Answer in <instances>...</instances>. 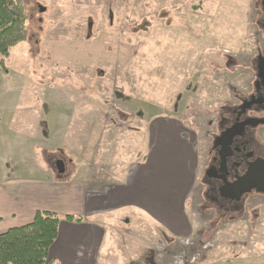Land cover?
I'll use <instances>...</instances> for the list:
<instances>
[{
	"label": "rangeland",
	"instance_id": "obj_1",
	"mask_svg": "<svg viewBox=\"0 0 264 264\" xmlns=\"http://www.w3.org/2000/svg\"><path fill=\"white\" fill-rule=\"evenodd\" d=\"M24 1L27 39L10 49L0 67V182L12 177L19 186L47 178L64 188L80 169L92 186L111 185L133 162L146 160L150 115L175 113L197 162L183 211L190 232L174 236L160 223L153 231L150 217L125 210L124 218H113L114 238L121 242L110 245V263L264 264V193L227 202L204 175L211 137L225 124L223 105L247 89L256 46H264L256 23L260 0H241L248 13L236 51L208 48L196 62L174 53L176 70L148 63V54L159 50L153 49V33L162 23L178 25L189 10L209 11L213 2ZM159 97L167 100L165 108L153 102ZM58 158L62 174L55 168Z\"/></svg>",
	"mask_w": 264,
	"mask_h": 264
},
{
	"label": "crops",
	"instance_id": "obj_2",
	"mask_svg": "<svg viewBox=\"0 0 264 264\" xmlns=\"http://www.w3.org/2000/svg\"><path fill=\"white\" fill-rule=\"evenodd\" d=\"M207 1L213 2L209 11L192 9L178 25L162 23L156 27L153 49L159 50L155 56L148 54L151 67L164 65L174 69V53L190 54L196 62L208 48L232 50L241 46L248 7L240 9L241 0ZM153 102L167 106L163 97ZM149 118L152 120L147 127L150 139L146 160L133 162V167L111 185L92 186L78 174L80 169L76 172L78 178L64 188V184L56 182L50 185L47 178L19 186L12 177L0 182V233L30 223L36 211L55 213L60 222L49 248L48 264H111L110 245L121 242L114 238L113 218L118 213V218H124L125 210L134 218L136 213L146 214L153 231L160 223L174 236H187L190 224L183 211L194 185L197 162L193 159V142H189L192 139L187 137L186 126L175 113L152 114ZM39 124L41 130L46 129L44 123ZM65 216L73 219L66 220ZM180 228L185 232L182 235L177 234ZM137 231L140 232L138 227ZM140 253L131 259H137Z\"/></svg>",
	"mask_w": 264,
	"mask_h": 264
},
{
	"label": "flooded vegetation",
	"instance_id": "obj_3",
	"mask_svg": "<svg viewBox=\"0 0 264 264\" xmlns=\"http://www.w3.org/2000/svg\"><path fill=\"white\" fill-rule=\"evenodd\" d=\"M109 15L112 16L111 11ZM263 19L264 11L260 4L259 19L256 23L264 37ZM256 47L257 52L255 51V55L251 57L252 80L246 90L237 92L233 96L234 101L223 105L220 123L225 124L222 127L219 124L216 128L217 132L211 137L208 160L204 168V175L212 189H216L219 199L221 196L227 202L241 201L246 193L240 200L223 197L220 194V187L224 182H233L246 171L248 165L256 160H264V46ZM241 123L243 124L241 133L231 136L229 142L224 138L216 144V138L223 131L233 124ZM252 191L255 190L248 193Z\"/></svg>",
	"mask_w": 264,
	"mask_h": 264
},
{
	"label": "trees",
	"instance_id": "obj_4",
	"mask_svg": "<svg viewBox=\"0 0 264 264\" xmlns=\"http://www.w3.org/2000/svg\"><path fill=\"white\" fill-rule=\"evenodd\" d=\"M27 19L24 0H0V67L10 49L27 39ZM59 222L55 213L36 211L30 223L0 233V264H48Z\"/></svg>",
	"mask_w": 264,
	"mask_h": 264
},
{
	"label": "water",
	"instance_id": "obj_5",
	"mask_svg": "<svg viewBox=\"0 0 264 264\" xmlns=\"http://www.w3.org/2000/svg\"><path fill=\"white\" fill-rule=\"evenodd\" d=\"M260 4L264 11V0H260ZM242 126V123L240 125L233 124L227 128L216 138V144L220 143L224 138L229 142L231 136L241 133ZM55 166L59 174L64 172L65 166L62 159H57ZM253 189L258 193H264V160H256L248 165L246 171L233 182H224L220 187V194L229 199L240 200L244 193H248Z\"/></svg>",
	"mask_w": 264,
	"mask_h": 264
},
{
	"label": "built area",
	"instance_id": "obj_6",
	"mask_svg": "<svg viewBox=\"0 0 264 264\" xmlns=\"http://www.w3.org/2000/svg\"><path fill=\"white\" fill-rule=\"evenodd\" d=\"M186 243V242H185Z\"/></svg>",
	"mask_w": 264,
	"mask_h": 264
}]
</instances>
